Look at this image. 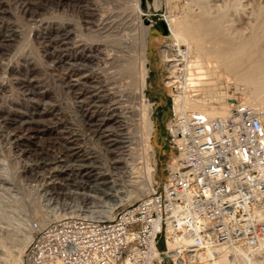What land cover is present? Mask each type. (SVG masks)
<instances>
[{
    "label": "rangeland",
    "instance_id": "1",
    "mask_svg": "<svg viewBox=\"0 0 264 264\" xmlns=\"http://www.w3.org/2000/svg\"><path fill=\"white\" fill-rule=\"evenodd\" d=\"M159 1L161 2L160 6L155 8L152 4L153 0H140V6L146 13L149 14L143 19L142 23L140 22V24L133 8L134 0H0V66H3H1L2 68L0 67V81L2 80L1 82L4 84V88L0 90V172L3 170L5 172H10L13 180L11 181L10 179H7L1 172L0 176L2 175L5 180L1 176L0 185L9 189L8 192H0V208L5 209L2 210L3 215H1L4 222L12 224L16 221L15 218H18V216L19 218L31 217L29 218L30 220L36 218L34 215L29 213L30 209L35 206L38 208L40 207L42 210H40V212H45V214L52 212L54 207L61 212L70 211V209L73 211L75 210L77 213H93L96 211L97 213L95 214L94 212V214L97 215L98 211L100 212L106 207V204L105 207L103 205V207L98 206L101 205V203L98 205L96 204L97 207L96 205L90 207L83 205V207L81 206L82 202H78L79 200L77 201V199L75 202V199L68 197L65 192L72 188V185L77 182L69 181L65 177V173L62 171L65 170L68 172L74 168L77 172H82L83 169H89V151H96L100 156L102 154H106L104 158H107L108 154L106 152V147H114L115 149V144L113 142L118 140L120 138L119 136L123 137L124 135L123 138H125V136L130 135L129 137L131 141H133V144L131 143L132 154H129V152L126 154L124 151L126 155L123 157H126V160H130V162H128L131 163V165L133 164V167L137 165L136 167H138V170L136 167L133 168L129 164L132 167V170L136 169V171L133 172L138 173V179L142 180L144 176L142 170H140L142 166L141 162H143L141 139L139 138L140 135L137 127H134V125L137 126V119L132 120L133 118L139 116L138 110L140 103L138 97V78L136 79L137 76H129L124 69L125 63L130 61L132 63L139 62L141 55V38H138L139 29L141 30L140 27H142L143 24H154L155 19H152V14H155L157 18H163V15L168 13L170 10L180 15L182 14L183 9L188 6L189 8L192 6L190 8L192 11L195 7L197 12H200L201 10H199V7L204 5L202 4L199 6V4L193 0ZM229 1L209 0L207 1V5L208 2L210 5L205 6L207 10L210 7L208 11H210L212 15H217L219 13L218 15L222 16L221 24L223 27L226 26L225 28L227 31L229 30L232 32L237 29L233 32V34L241 33V35H243L242 33H245L243 36H246L249 35L247 32L250 33V29L252 30L255 24L257 25V23L262 20L264 21V18L262 19V17H264V0H239L241 3L238 2L239 5L237 8L234 6L233 2L229 5ZM194 2L196 5H194ZM233 6L237 9V13L235 12L236 10ZM215 7L220 9L216 10ZM225 8L226 12L224 10ZM196 10L194 9V11ZM216 11H218L217 14ZM258 19H260L259 22H257ZM113 24L115 26H113ZM135 24L137 27L138 25L140 26L137 28ZM250 24L253 27L250 26ZM11 26H15L20 31H17V43L14 44L13 42H15V40H13L12 45L9 46V44L4 40V36L5 34L7 35V33H10L9 29ZM64 26L66 29L68 27V30L71 29L73 32L70 34L71 38H65L63 32L65 28ZM131 31H134L135 35L132 34ZM3 32L5 33L3 34ZM131 34L134 36L135 40ZM120 37H123L122 39H124V43ZM125 37L128 38L126 39ZM20 38H22V40ZM113 38L114 40L116 39V42H114ZM76 40L84 43L86 42V44L92 46L96 44L95 46L101 51L97 54L93 51L91 53L92 57L90 54L88 60L85 61L86 63L77 60L76 62L79 63L78 65H75V63L74 65H68V63H71L69 61L74 62V60H67V58L72 57V54H70L69 51H75L76 43L74 42H77ZM126 41L127 44L125 43ZM133 41L135 44H133ZM170 42H172L170 39H166L161 42L159 47L153 49L150 56L151 62L147 64L149 67V77L147 78L148 86L146 94L149 100L156 103V110L154 111V118L157 122L158 128L156 131V144L161 151L160 161L158 164V174L156 175V179H158L159 182H162L167 175V170L169 169L167 166L168 156L173 150L172 146L165 137V123L171 110L172 101L168 95L169 92L164 86L163 80L165 79L166 73L165 64L161 58V48L163 47V44H167L168 46ZM120 43L123 44L121 45ZM12 46H15V49ZM135 48H137L138 51ZM5 49H10V51H6ZM65 49H67V51H65ZM95 55L102 56L96 57ZM135 59L137 61L134 62ZM63 61H66L65 65H63ZM119 63L121 65H119ZM33 68L36 70L31 72ZM82 72L83 74H88L89 76H93L95 73L96 75L98 74L97 76L102 77V80H104L103 83L109 86V91L113 87L110 92L106 90L107 95L110 94V96L113 97L112 99L118 97V100H111V97L110 99H105L104 102L107 106L110 104L111 105L109 107L119 106V102L122 101L120 102V105H123V108L125 109V106H133V102H135V106H133L134 108L131 106L133 108L134 117L131 116L128 120L129 127L126 128L127 130L118 125L120 119L122 118L114 111H112L113 115L110 111L104 112L101 117L103 118L102 129H95V127L93 128L90 126L91 113L89 112L90 110H93V107L90 108L87 113V110H85L86 105L81 101L79 102L81 98H77V92H84L83 90L86 88V85L88 83L91 84V79H88L89 81L87 82L81 80V84L76 88L74 87V89L66 82L70 75L81 76L83 75ZM123 73H127V75ZM29 79L33 80V84L37 86L36 91L41 90L36 93H32L31 90H29V87H26L25 85ZM129 80L134 83V85L132 84L130 86ZM84 83L85 88L82 86ZM227 84L234 85L233 82H224V86ZM106 91L103 93L106 94ZM112 92H114L113 96ZM84 96L86 97L87 95L85 94ZM119 97L121 99H124L125 97V99L121 100ZM107 102L110 103L107 104ZM117 103L118 105H114ZM127 109L128 108H126V110ZM38 110L47 112L45 114V118H47H44V121L42 120V122H44L43 124L45 125L48 123L50 124L46 125L44 130L41 132L36 131L34 134L29 133L27 135L21 133L18 134L19 137L14 135V126L11 124L13 117L15 118V115L19 114H30L31 112ZM52 118L54 119L52 120ZM130 120L132 121L130 122ZM51 122H54V126L52 125V128H50ZM131 135H134V137L132 138ZM116 149H118L117 145ZM120 149H124V147H121L118 150ZM128 155L132 156V158L127 159L130 157ZM6 180H9L12 184ZM17 199L19 201L22 200V202H19L21 204L25 201V207L23 206V209L21 206L19 207L20 204L17 203ZM32 201L35 202L33 205ZM105 201L107 202L108 200ZM108 202L112 201L109 200ZM27 204L29 206H26ZM78 207H80L81 210L80 208L78 209ZM21 210L24 211L22 212ZM11 226L9 227L11 228ZM18 233H20V231ZM157 245L158 248H162L164 246V240L160 239ZM260 256L263 257L262 255ZM258 259L262 261V258L258 257ZM162 264L172 263L167 258H164Z\"/></svg>",
    "mask_w": 264,
    "mask_h": 264
},
{
    "label": "built area",
    "instance_id": "2",
    "mask_svg": "<svg viewBox=\"0 0 264 264\" xmlns=\"http://www.w3.org/2000/svg\"><path fill=\"white\" fill-rule=\"evenodd\" d=\"M161 58L172 101L165 137L176 153L165 179L134 203L117 205L109 218L70 210L43 224L30 220L33 236L22 264H162L164 258L191 264L202 252L219 248L226 249L230 264H242L243 257L259 252L264 106L247 103L242 86L227 84L233 99L225 114L175 110L173 95L184 88L187 51L163 44ZM62 172L80 183L81 171Z\"/></svg>",
    "mask_w": 264,
    "mask_h": 264
},
{
    "label": "bare ground",
    "instance_id": "3",
    "mask_svg": "<svg viewBox=\"0 0 264 264\" xmlns=\"http://www.w3.org/2000/svg\"><path fill=\"white\" fill-rule=\"evenodd\" d=\"M193 1H195L197 4H199V6L204 4L202 7L201 6L199 7V10H201L200 12H197L195 7H194V9L196 11H194L193 8H192L193 9V11H192L190 9L192 6H190V8L188 6L187 8L183 9L182 14H180V15H178L175 12H172L170 10L168 13H165L163 15V19L165 20V22L168 26V30H169L168 33L165 35L151 37L150 28L152 27V25L149 23L143 24L142 27H140L141 30L139 29V33H138V35H139L138 38L139 39L141 38V42L139 41L141 43V50L139 49L141 51L139 62L138 63H132L129 59L130 62L125 63V66H124V69L129 74V76H132V77L137 76L136 79L138 78V82H137L138 86H139L138 97H139V103H140V107L138 110L139 116L133 118L132 120L137 119V122H136L137 126L134 125V127H137V130H138L139 135H140L139 138L141 139V149H142V159H143L142 161L143 162H141L142 163V166H141L142 169L140 168V170H142L143 176H144L142 178V180L138 179L139 178L138 173L133 172V171H136V169L135 170L131 169L133 167L132 166L133 164L131 165V163H129L130 160H126V157H123L124 155L127 154V152H129V154H132L131 143L133 142V141H131V139L129 137L130 135L125 136V138H123L124 137V135H123V137L119 136L120 140L118 139V140H115L113 142L115 144L114 145L115 149H114V147L112 148L111 146H110L111 148L106 147V149H107L106 152L108 154L107 158H104V156L106 154L105 155L102 154L100 156L97 154L96 151H89L90 159H88V160L90 163V168L87 170L84 169L85 170L84 172H78V178H80L79 179L80 183L73 184L72 188L68 189L65 192L68 197L75 198V200H74L75 202H76V199H77V201L79 200L78 202H82L81 206L84 205L86 207H90V206H95L96 204L98 205L101 203V205H98V206L103 205L105 207V204H106V207L103 208V210H101L100 212L98 211L97 215H95L97 212L94 211L95 212L94 216L97 218H109V217H111L113 214V210L117 205H120L123 203H126V204L134 203L135 201H137L138 199L143 197L145 194L150 192L153 189L154 184L156 182H158V179H156V177H157L156 175L158 174V164L160 161L161 151L158 148V145L156 144V131L158 130L157 122L154 118V111L156 110V103L152 102L151 100L148 99L147 94H146V89L148 86L147 78L149 77V75H148L149 67L147 66V64L151 62L150 56H151L152 50L159 47L161 42H163L166 39H170L172 42H170V44L167 47H172V45H178L179 46V45L183 44V45H185V49L187 51V61H186V64L184 66V73H185L184 88H183L181 93L173 95V106H174L175 110L181 111V110H186V109H198V110L207 111L211 116L225 114L227 111V107L229 105V102L231 99H233V97L231 96L230 92L226 89V87H225L226 85L224 86V82H227V83L233 82L237 88L242 86L243 87L242 90L244 91V100L247 103L264 106V46H263V44H264V33H263L264 21L262 20L261 22H259V20L261 19L260 18L257 21L259 23L255 22V23H257V25L255 24L256 26L254 25V27H253L250 24V26H252L253 28H252V30L250 29V31H251L250 33L247 32L249 35L243 36L245 33H242L243 35H241L239 29H238V31L240 34H237V33L233 34V32H235L237 29L235 30L234 28H232L235 31H232V30H231L232 32H230L229 30L227 31V29L225 28L226 26L223 27L221 24L222 16L218 15L219 13L217 14L218 11H216L217 15H212L211 12L208 11L210 9V7L208 10L206 9L205 6L210 5L209 2L207 5V1H209V0H193ZM231 2H233L234 6L237 8L239 5L238 2H240V1L239 0L229 1V5L232 4ZM160 3L161 2L159 0H153L152 4L156 8V7L160 6ZM188 3H189V1H188ZM196 3L194 5H196ZM0 5H1V3H0ZM234 6H233V8H235ZM1 7H3V6H1ZM133 8H134L136 17L139 20L138 22L142 23L143 19L146 16H148L149 14L146 13L142 9V7L140 6V0H134ZM236 8H235V10H236L235 12L237 13ZM215 9L219 10L220 8L217 9L215 7ZM224 10L226 12V8ZM211 11H212V9H211ZM213 12H215V11H213ZM261 14H262V11H261ZM241 18H242V16H241ZM263 18L264 17H262V19ZM102 20H104V19H102ZM94 22H95V20H94ZM236 23H239V22H236ZM106 24H109V23H106ZM224 24H225V22H224ZM13 25H14V23H13ZM16 26H18V25H16ZM113 26H115V25L113 24ZM135 26H136V24H135ZM139 26L140 25H138V27ZM129 29H130V27H129ZM246 29H247V27H246ZM69 30H68V27H67V29H66V27L64 28L63 32H64L65 38H71L70 34H72L73 32L71 31V29H69ZM122 30H120V31H122ZM134 30H136V29H134ZM240 30H241V28H240ZM9 31H10L9 34L7 33V35L5 34V36L4 35L3 36H4V40L9 44V46H11L13 40H15V42H13L14 44L17 43L16 42V38L18 37L17 31H20V30H18V28H16L15 26H11ZM128 31H130V30H128ZM243 31H241V32H243ZM131 32H132V34H134V31H131ZM4 33L5 32H3V34ZM74 34H75V32H74ZM123 34H122V36H123ZM125 35H126V33H125ZM131 35H130V37H131ZM127 36H129V35H127ZM113 37H114V35H113ZM107 38H106V40H107ZM114 38H113V40H114ZM133 38H134V36H133ZM20 39L22 40V38H20ZM75 39H76V37H75ZM103 40H105V39H103ZM115 40H114V42H116ZM123 40L124 39H122V42H123ZM134 40H135V38H134ZM110 41H111V39H110ZM74 43H76V49H75V51H73V50L69 51V53L72 54V57L67 58V60L72 59V60H74V62L69 61L71 63L69 64L67 62L68 65H74V63H75V65H78L79 63L76 62L77 60H80L81 62H85L86 60H88L89 55L93 51L96 52L95 54H97L98 52L101 51L100 49H98V47L95 46L96 44L94 45L95 46L94 47V46L88 45V44H86V42L84 43L82 41H77ZM125 43L127 44V41ZM117 44H118V42H117ZM133 44H135L134 41H133ZM123 47H124V45H123ZM67 49H65V51H67ZM135 49H137V48H135ZM5 50L10 51V49H5ZM137 51H138V49H137ZM106 54H109V53H106ZM114 55H115V52H114ZM95 56L97 57L100 55H95ZM91 57H92V54H91ZM136 59L134 60V62L137 61ZM66 61L65 62L63 61V63H64L63 65H65ZM91 61H94V60H91ZM3 63H5V62H3ZM119 65H121V64L119 63ZM80 66H82V65H80ZM66 67H67V64H66ZM68 67H70V66H68ZM81 68H83V67H81ZM35 70L36 69L33 68L31 72H34ZM69 73H70V71H69ZM127 73H123V74L127 75ZM137 73H138V75H137ZM82 74H83V72H82ZM97 75H96V73L93 76H89L88 74H83L81 76L76 75L77 77L75 75H70L68 77V80L66 81L67 83H69L71 88L73 87V89H74V87L76 88L81 84V80H84V82L85 81L87 82V81H89L88 79H91V82H90L91 84L88 83L86 85V88L84 87L85 83H84V85H82L85 88L83 90L84 92H77V98L78 99L81 98L79 100V102L81 101L86 105L85 110H87V113L89 112V109L93 107V110L92 111L90 110V112H89V113H91V115H90V121H91L90 126L93 128L95 127V129H102V125H103L102 124L103 118H101L102 115L104 114V112H107V111H110L113 115L112 111H114L116 114H118L119 117L122 118V119H120V122L118 125L122 126L121 128H125V129L128 128L129 127L128 126V124H129L128 120L130 119L131 116L134 117V112H133L134 107L133 106H135L134 105L135 102H133V106L131 105L133 108L130 105L129 106L127 105V106H125V109H124L123 108L124 106L120 105V102H122V101L119 102V106L109 107L111 104L109 106H107L106 103L104 102V100L110 99V97H111L110 94L107 95V91H106L109 89V86L104 84L103 83L104 80H102V77H99ZM30 79H31V77H30ZM30 79H29V81L26 82V84L24 83L26 85V87H29V90H31L32 93H36V92L40 91L41 89L36 91L37 86L34 85L33 80H30ZM104 79H106V78H104ZM130 80H131V78H130ZM130 80H129V85L130 86L132 84L134 85V83H132ZM1 81H0V90L4 88V84ZM163 82H165V80H163ZM82 83H83V81H82ZM111 84H113V83H111ZM111 84H109V85H111ZM164 86L166 87L165 83H164ZM112 89H113V87L110 89V91ZM115 89H117V88H115ZM130 89H132V88H130ZM244 89H246V90H244ZM104 91H106V94L103 93ZM110 91L108 90V92H110ZM113 93L114 92H112V96H113ZM116 93H117V91H116ZM85 94L87 95L86 97L84 96ZM125 97H124V99H125ZM89 98H90V100H89ZM112 98L113 97H111V100H114V101H115V99L118 100V97L114 98V99H112ZM127 98H128V96H127ZM119 99H121V98L119 97ZM124 99H121V100H124ZM133 99H134V97H133ZM38 100H40V99H38ZM211 102H213L215 104V108H212V109L209 108V105L211 104ZM109 103L107 102V104H109ZM114 105H118V103L114 104ZM126 108H128V109L126 110ZM134 111H135V109H134ZM46 113L47 112L38 110V111H34V112H31L30 114H26V115H24V114L15 115L16 117L15 118L13 117V120L11 119L12 120L11 124H13V126H14L13 127L14 135H17L19 137L18 134H21V133L27 135L29 133L34 134V132H36V131L41 132L42 130H44L45 126L50 124V123H48L45 125V124H43L44 122H42V120L45 118ZM136 114H137V112H136ZM53 119L54 118H52V120ZM123 119H127V120H123ZM132 120H130V122ZM53 123L54 122H51L50 128H52ZM131 136H132V138L134 137V135H131ZM107 140H109V139H107ZM16 141H17V139H16ZM108 145H110V144H108ZM116 145L118 146V149L121 147H124V149L118 150V149H116ZM124 151L126 154L124 153ZM128 156H130V155H128ZM130 158H132V156L128 157L127 159H130ZM175 159H176V153H175V150L173 148V150L170 152V154L168 156V161H167L168 168H170L171 165L175 162ZM136 166H134L133 168H135ZM136 168L138 170V167H136ZM3 171H1L3 176H5L7 179H10L11 181H13L12 180V174L10 172H7V171L6 172L4 171V173H5L4 174ZM1 172H0V174H1ZM4 180H5V178H4ZM6 181L10 182L9 180H6ZM49 186H50V183H49ZM8 191H9V189L7 187L0 185V192H8ZM105 200H108V201L111 200L112 202H108V201L106 202ZM19 202H22V200H20V201L18 200L17 203H19ZM24 202L22 204H24ZM33 203H35V202L32 201V205H33ZM19 204H20L19 207L20 206H21V208L23 206L25 207V204L24 205H22L21 203H19ZM97 205H96V207H97ZM26 206H29V205L27 204ZM80 207H78V209ZM81 208H80V210H81ZM2 210H5V209L0 208V264H22L24 252H25L27 246L29 245V243L32 239V236H33L32 231L30 230V227H29V225H30V219L29 218H31V217L25 218V217L21 216L22 218H19V216H18V218H15L16 221L14 223L10 224V223H6L2 220V216H1V215H3ZM40 210H41L40 207L38 208L37 206H35V207H32L30 209L29 213L31 215H34L38 219V221L42 224L47 222L51 218L62 216L65 213V212H61L58 210H54V211L52 210V212H50L49 214H47V213L45 214V212L42 213V212H40ZM25 213H26V211H25ZM24 215H26V214H24ZM17 220H18V222H17ZM9 226H11V228ZM19 231H20V233H18ZM172 244H173L172 242H169V249L172 247ZM260 255H262L263 257H261ZM258 257L262 258V261L259 260ZM127 264H129V263H127ZM191 264H230V263H229V260L227 257L226 249L225 248H219V249L212 250V251L207 250V251L202 252L199 255L198 259L196 261L192 262ZM242 264H264V242H263L259 252H257L253 256L243 257L242 258Z\"/></svg>",
    "mask_w": 264,
    "mask_h": 264
},
{
    "label": "water",
    "instance_id": "4",
    "mask_svg": "<svg viewBox=\"0 0 264 264\" xmlns=\"http://www.w3.org/2000/svg\"><path fill=\"white\" fill-rule=\"evenodd\" d=\"M152 19H155V23L150 28V35L160 36L168 33V26L163 18H157L155 14H152Z\"/></svg>",
    "mask_w": 264,
    "mask_h": 264
}]
</instances>
